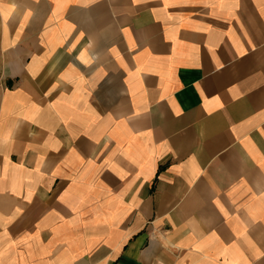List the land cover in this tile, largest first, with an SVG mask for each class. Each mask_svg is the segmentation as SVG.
<instances>
[{"label": "crops", "instance_id": "obj_1", "mask_svg": "<svg viewBox=\"0 0 264 264\" xmlns=\"http://www.w3.org/2000/svg\"><path fill=\"white\" fill-rule=\"evenodd\" d=\"M0 264H264V0H0Z\"/></svg>", "mask_w": 264, "mask_h": 264}]
</instances>
